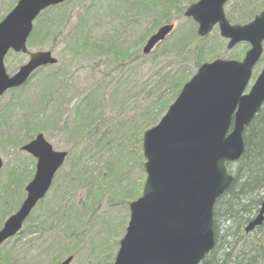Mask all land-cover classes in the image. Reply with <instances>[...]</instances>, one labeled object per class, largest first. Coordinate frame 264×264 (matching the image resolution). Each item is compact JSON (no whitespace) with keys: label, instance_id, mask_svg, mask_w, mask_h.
<instances>
[{"label":"rangeland","instance_id":"rangeland-1","mask_svg":"<svg viewBox=\"0 0 264 264\" xmlns=\"http://www.w3.org/2000/svg\"><path fill=\"white\" fill-rule=\"evenodd\" d=\"M17 1L0 0V21L5 18ZM91 1L66 0L63 3L62 8L58 10H63L69 14V22L62 26V28L65 26L64 32L59 34L57 38H45L42 34L32 31L27 42L29 51H51L58 62L55 65L39 68L25 85L10 89L0 96V157L3 161V167L0 171V199L5 195V192H8L6 184H9V180L14 177V174L17 175V172L24 170L22 169L23 163L26 164V172H32L33 177L36 160L24 152L22 146L29 142V137L33 139L38 133H42L54 149L69 153L65 164L55 175L52 186L42 201V204L48 205L53 200L62 199L61 196L64 191L70 193L68 203L71 200L74 201L76 214L73 215L72 219L70 215V224L65 230L69 236L60 240L49 235L38 240L34 247L30 248L22 244L27 232V228L24 227L21 233L22 240L17 243L22 245L16 254L15 252L11 253L12 255L0 252V264L6 261H11L14 264H58L69 254H73L74 257L71 264H113L120 246V240L123 237L120 236L121 234L124 235L130 219L129 203L136 199L126 200L127 202L123 205V197L124 195L127 198L130 197L129 190L131 187H133L134 194H139V191L142 192L146 178L143 168L145 159L141 157L143 154L142 132L156 125L166 113L165 110L160 113L156 122L148 128L147 118L136 114L141 111L138 104H141L145 98L151 95L145 96L146 93L152 88L155 89L153 86L154 79H157L156 73L160 69V67L151 69L150 61L147 60L150 57L146 58V56L151 51L159 50L160 52L163 48L168 47L178 37L182 28L187 30L186 34L191 32L196 34L197 24L193 21L192 23L187 22L188 18H183L180 11L186 10L190 4L198 0L188 4H185L184 0L183 3H178L181 5L179 12L170 7L173 10L172 21L170 22L173 29L148 54H144L143 47L149 36L155 33L158 28L150 31L141 43L136 44V41L146 30H149L152 23L151 16H142L141 22L135 25L131 21L123 19L121 12L115 7L117 5L116 0H102L96 3H91ZM91 4L93 6L88 13V19L90 16L93 20L89 19V25L91 27L94 25V29L92 28L93 33L88 42L89 45L86 48L83 44L76 46L66 35L75 23L76 17L83 10L85 11L87 5ZM243 8L245 9L244 12L247 11L245 17L244 14L243 16L241 14ZM224 10L230 23L246 24L264 10V0H229ZM59 13L62 12L58 11L57 14ZM116 33L127 41H123L122 44L115 43L113 37ZM227 43L228 39L220 35L218 26L214 27L206 37H198L197 42H195L204 48L203 63L211 62L219 57L242 60L245 52L251 47L249 43L242 42L233 49H228ZM115 48L120 49V52L125 48L136 49L140 52L141 58L128 61L129 65L123 67L113 64L117 58L116 55H118ZM236 54L237 57H235ZM113 56L116 58L114 59ZM28 60L29 54L8 53L4 60L7 73H15ZM116 60L120 59L117 58ZM133 61L134 63H132ZM171 61H173V56H169L168 62ZM161 63L163 64L162 67L166 64L163 60ZM136 65L138 66L137 71ZM192 65L193 63H191L189 79L201 66L197 64V66L192 67ZM263 66L264 51L253 69L251 80L245 92H248L254 84ZM166 69L172 71V67L167 66ZM53 74L60 77L50 83L49 76L52 77ZM104 81V89H98L97 87L101 86ZM88 94L89 96L97 94L98 100L103 101L104 107L98 104L95 106L85 104ZM171 96L172 89L164 88L162 90V100ZM155 100H157L156 93L150 101ZM102 109L106 111L104 113L108 123H116L117 120L114 118L116 116L119 119L127 117L133 121L126 127L127 129L125 127L122 129L123 131L133 130L130 131L132 140L128 139L125 142L131 144L132 148L119 151L118 147H113L110 150L106 148L102 152L99 150L86 152L87 149H95V144L88 145V141L83 138L84 126L82 127L83 131L72 132V129H81L82 120H85V116L88 117L91 114L101 112ZM138 109L140 110L136 112ZM91 110L94 113H91ZM96 122L99 121L96 120ZM68 131H71V134ZM127 154L128 157L126 158ZM80 158L81 161L78 163ZM110 168L117 176H121V184L111 178ZM64 174H68V177H65V181L68 178L66 183L63 181ZM124 192L125 194H123ZM15 193L17 194L15 198L19 199L18 193ZM8 195L9 201L12 199L14 201V193ZM22 196L20 202L26 196L25 189ZM8 205L9 209H13L14 212L17 210L14 208V203H8ZM42 208L38 204L32 213V217H36ZM4 211V209L1 210L0 215L4 214ZM11 214L1 219V226ZM120 223L122 225L119 228ZM67 226H63L62 229H66ZM118 228L121 233L120 231L116 232ZM15 240L12 238L6 242L0 251L10 246ZM58 244L65 245L69 250L64 252L67 254H62L61 257L56 258L57 249L55 247ZM44 250L46 253L43 252Z\"/></svg>","mask_w":264,"mask_h":264},{"label":"water","instance_id":"water-1","mask_svg":"<svg viewBox=\"0 0 264 264\" xmlns=\"http://www.w3.org/2000/svg\"><path fill=\"white\" fill-rule=\"evenodd\" d=\"M66 0H19L0 22V95L24 85L41 66L57 63L51 51L29 52L27 39L33 22L46 8ZM228 0H200L186 10L207 36L218 25L227 48L246 42L244 58H217L203 63L181 89L160 121L143 135L146 180L142 195L130 203V219L113 264H201L214 249V206L233 181L228 163L245 152L244 134L264 104V66L248 92L253 69L263 54L264 10L246 24H231ZM162 25L143 47L148 54L172 31ZM30 53L18 71L7 73L8 52ZM35 157L36 170L26 185V197L0 229V246L23 227L49 191L67 151H57L42 133L22 146ZM3 161L0 157V171ZM264 221L259 213L245 227L247 233ZM69 256L60 264H70Z\"/></svg>","mask_w":264,"mask_h":264},{"label":"trees","instance_id":"trees-1","mask_svg":"<svg viewBox=\"0 0 264 264\" xmlns=\"http://www.w3.org/2000/svg\"><path fill=\"white\" fill-rule=\"evenodd\" d=\"M100 1L102 0H92L91 3ZM193 1L194 0H184V3L188 4ZM116 3L117 5L115 7L121 12L123 19L129 20L135 25L141 22L140 18L142 16L152 17V23L149 30H146L139 37L140 39L138 38L136 41V44H138L148 36L150 31L160 27L163 23H170L173 17V10L170 7L175 8V10L179 12L181 5L178 3H183V0H116ZM62 5L63 3L45 9L35 21L34 32L42 34L45 38L53 37L54 39L57 38L59 34H62L65 28V26L64 28H62V26L64 24L67 25L69 22V14L63 12V10H58L62 8ZM92 6V4L87 5L85 11L83 10V12L76 17L75 23L71 26L70 31L66 35L76 46L83 44L84 48H86L89 45L88 42L93 33L92 28L94 29V25H92V27L89 25L91 20L90 16V20L88 19V13ZM13 7L14 6H12V8ZM54 10L57 12L61 11L62 13L57 14ZM242 10L243 13L241 14L242 16L244 14L245 17L247 11L244 12V8ZM180 13L184 18L185 10L182 9ZM189 21L192 23L190 18L187 19V22ZM186 33L187 30L182 28L178 37L170 43L168 47L163 48L160 52L159 50H154L146 56V58L150 57V59L147 60L150 61L151 69L160 67L159 71L156 73V76L158 77L157 79H154L153 86L155 89L152 88L146 93L145 96L149 94L151 95L143 100L144 103L141 102V104H138L141 107V111L140 113H136L140 117L147 118V128L156 122L157 116L160 113H163L164 110L166 112L170 104L178 96L181 88L189 79L191 63H193L192 67L203 63L202 57L205 54L203 51L204 48L201 47L200 44H195L198 38L196 36L197 34L191 32L193 34L191 36V33ZM119 35L120 34L118 33L114 35L113 41L115 43L122 44L123 41H127V39H123L122 37H119ZM115 52L118 54L116 56L120 60H116V56H113L114 59L116 58L115 61H113V64L122 67L129 65V63H127L128 61L141 58L140 52L136 49L132 50L130 48H125L120 52V49L115 48ZM169 56H173V61L170 63L168 62ZM237 56L238 55L236 54L235 57ZM162 60L166 63L163 67V64L161 63ZM132 63H134V61ZM167 66L172 67V71L166 69ZM137 67L138 66L136 65V71ZM56 74H53L52 77L49 76L50 83L60 77ZM102 83L101 86L97 87L98 89H104L105 81ZM164 88L172 89V96L166 100H162L161 98V92ZM155 93L157 100L150 101ZM87 97L88 99L85 104L89 106H95L98 104L99 106L104 107L103 101L98 100L97 94L91 96L88 94ZM145 103H147V105H145ZM139 110L140 109L136 110V112ZM104 112H106L104 109L97 113H94L93 110H91V113L98 115L94 116V114H91L88 117L85 116V120H82L83 125L81 126V129H72V132H79L83 131L82 127L84 126L85 130L83 132L84 136L82 135L83 138L88 141V145L95 144V149H87L86 152L89 151L90 153V151L94 150L102 152L106 148L110 150L113 149V147H118L119 151L132 148L131 144H126L125 142L128 139L132 140V133L130 131L133 130L129 129V131H123L122 129H125L129 124H132L133 121L127 119V117L119 119L116 116L114 117L115 120H117L116 123H108ZM96 120L99 122H96ZM68 132L71 134V131ZM28 140H32V137H29ZM244 140L246 148L243 156L236 162L228 163L229 173L233 175V181L226 192L216 201L214 206L216 245L203 259L201 264H264V221L262 225L258 226L255 230L249 233L245 231V227L248 223L259 213L261 203L264 200V104L246 128ZM127 157L128 154L126 155V158ZM141 157L144 159L143 154ZM80 161L81 158L78 160V163H80ZM22 165V169L24 170L17 172V175L14 174V177L9 180V184H6V190H8V192H5V195L0 199V204L2 202L0 211L3 209L5 210L3 212L4 214L0 215V227L2 223L1 219H4V217L14 212L13 209H9L8 203H14V208L18 209L21 203L20 200L23 197L22 192L24 193L25 184L32 178V172H26V164L23 163ZM110 171L111 178L118 184H121V176H117L112 168H110ZM67 175L68 174L63 175V181L65 183L68 180L67 178L65 181V177H68ZM15 192L18 193V196L20 197L19 199L15 198L17 197ZM12 193H14V201L13 199L9 201L8 194ZM129 193L131 194L129 198L124 195V201H122L123 205L127 202L126 200L138 198L142 192L139 191V194H134L133 187H131ZM69 194L68 191H64L61 196L62 199L59 198V200H53V202L48 203V205L42 204L43 200L38 203L43 208L40 209V213L36 217H32L31 214L25 222L24 227L27 228V232L23 238V245L32 248L38 240L49 235L52 238L57 237L60 240L69 236L65 230L68 229L67 225L70 224V215L72 219L73 215L76 214L74 201L71 200V202L68 203V200L70 199ZM123 194H125V192ZM6 212L8 213L7 215ZM121 225L122 224L120 223L119 228ZM63 226H67L66 229H62ZM119 228L116 232L120 231ZM23 230L24 228L16 235V237H14L16 240L10 246L4 248L0 252H6L8 254L15 252L16 254V251L22 245H18L17 243L22 240L21 233ZM122 236L123 235L121 234L120 237ZM55 249H57L55 254L56 258L62 254H67L64 252L69 250L63 244H58ZM43 252L46 253V250ZM3 264L14 263L6 261Z\"/></svg>","mask_w":264,"mask_h":264},{"label":"flooded vegetation","instance_id":"flooded-vegetation-1","mask_svg":"<svg viewBox=\"0 0 264 264\" xmlns=\"http://www.w3.org/2000/svg\"><path fill=\"white\" fill-rule=\"evenodd\" d=\"M36 165V164H35Z\"/></svg>","mask_w":264,"mask_h":264}]
</instances>
